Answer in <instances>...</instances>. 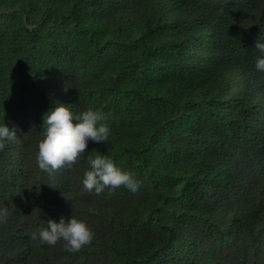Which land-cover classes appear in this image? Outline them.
Returning a JSON list of instances; mask_svg holds the SVG:
<instances>
[{
    "label": "trees",
    "instance_id": "trees-1",
    "mask_svg": "<svg viewBox=\"0 0 264 264\" xmlns=\"http://www.w3.org/2000/svg\"><path fill=\"white\" fill-rule=\"evenodd\" d=\"M257 40L264 0H0V124L19 138L0 151V264H264ZM58 102L102 110L110 135L49 176L36 158ZM97 152L138 192L85 190ZM71 215L91 245L39 243Z\"/></svg>",
    "mask_w": 264,
    "mask_h": 264
},
{
    "label": "clouds",
    "instance_id": "clouds-1",
    "mask_svg": "<svg viewBox=\"0 0 264 264\" xmlns=\"http://www.w3.org/2000/svg\"><path fill=\"white\" fill-rule=\"evenodd\" d=\"M255 48L261 54L256 58L255 67L264 72V43L257 40ZM106 120V114L100 109L88 108L74 114L63 103L51 107L43 116V138L38 143L36 158L39 170L53 176L65 166L71 168L86 153L89 141L107 142L110 129ZM9 142H19L17 130L0 124V151ZM87 163L90 167L84 172L82 181L85 190L94 191L96 195L105 190L112 194L121 187L133 194L138 192L140 182L134 174L118 167L110 156L97 152L95 156L87 157ZM7 216L8 209H0V222L6 221ZM31 238L37 239V233L33 232ZM38 238L41 245L48 246L62 241L65 251L75 253L91 245L94 232L85 220L71 215L67 220L62 217L58 223L49 220L47 227L39 230Z\"/></svg>",
    "mask_w": 264,
    "mask_h": 264
}]
</instances>
